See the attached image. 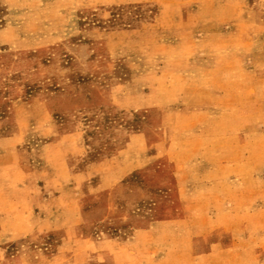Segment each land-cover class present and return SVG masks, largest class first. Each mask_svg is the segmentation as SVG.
<instances>
[{
    "label": "rangeland",
    "instance_id": "1",
    "mask_svg": "<svg viewBox=\"0 0 264 264\" xmlns=\"http://www.w3.org/2000/svg\"><path fill=\"white\" fill-rule=\"evenodd\" d=\"M0 203V264H264V0H0Z\"/></svg>",
    "mask_w": 264,
    "mask_h": 264
},
{
    "label": "crops",
    "instance_id": "2",
    "mask_svg": "<svg viewBox=\"0 0 264 264\" xmlns=\"http://www.w3.org/2000/svg\"><path fill=\"white\" fill-rule=\"evenodd\" d=\"M12 216L10 211L5 212L0 203V242L16 241L18 236L23 234L21 232L18 234L15 224L11 222Z\"/></svg>",
    "mask_w": 264,
    "mask_h": 264
}]
</instances>
